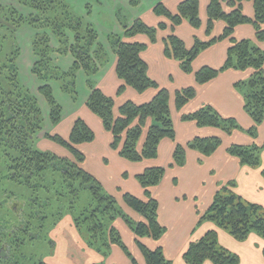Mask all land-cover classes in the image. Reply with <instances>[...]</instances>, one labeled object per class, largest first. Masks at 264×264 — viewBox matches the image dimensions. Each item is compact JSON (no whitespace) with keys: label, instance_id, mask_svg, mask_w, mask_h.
I'll return each instance as SVG.
<instances>
[{"label":"trees","instance_id":"trees-1","mask_svg":"<svg viewBox=\"0 0 264 264\" xmlns=\"http://www.w3.org/2000/svg\"><path fill=\"white\" fill-rule=\"evenodd\" d=\"M18 1L33 12L23 15L17 9L7 7L8 11L3 17L7 25L3 26V21H0V264H22L18 258L20 248L26 241L39 239V235L34 232V197L22 194L23 198H19L15 193L9 195L8 191L1 189L3 182L10 181L31 190L43 181L48 173L59 175L61 188L68 189L71 201L78 198L80 191H89L92 198L90 203L73 218L74 228L78 232L85 230L88 234V246L102 251L117 245L128 257L130 264H139L115 224L120 218L134 235L135 246L142 254L145 264H171L161 246L150 248L144 242L146 238L157 240L165 231V227L158 221V201L151 192L160 182L165 167L148 166L136 174V181L143 191L142 196L131 192L121 194L123 204L138 216V219H134L117 205L116 198L104 190L101 182L82 167L85 154L79 145L91 142L94 138L93 130L82 118L74 120L67 137L58 133L44 135L66 149L67 155L61 156L49 150L39 149L37 134L43 129L42 113L36 98L20 83L16 63L20 49L14 37L22 25L40 31L31 38L32 52L36 58L31 71L40 82L38 91L49 105V120L52 125L60 121L62 109L53 97L50 81L58 82L61 90L75 100L76 72L82 69L90 89L86 106L98 116L103 128L110 132V146L127 161L141 162L156 157L162 138L173 140L175 137L169 105L170 94L167 88L160 87L148 75L147 64L141 57L146 44L127 41L122 37L143 33L154 41L158 29H166L168 25L173 29L184 20L197 28L200 26L198 0L180 1L175 12L158 3L153 10L167 19L168 24L162 21L157 26H150L140 19H135L129 26L124 27L123 36L109 37L116 55L115 71L121 80L117 93H121L127 86L138 92L148 88L156 90L147 102H123L118 106L117 114L114 113V98L104 94L91 79L98 67L106 61L105 53L97 43V33L93 26L78 16L66 0ZM246 1L252 3V16L246 15L242 10ZM206 13L207 34L211 32L215 20L224 23L218 36L207 40L195 38L192 46L186 47L180 37L170 32L163 38L164 54L177 60L183 72L190 73L192 61L200 51L216 40L228 39L230 44L224 64L219 68L201 66L193 71L194 77L196 83L203 84L227 68L250 69L247 79L238 81L236 85L244 84L250 89L242 96L244 110L253 121L246 131L254 136V131L264 118V51L251 38H234L233 31L237 25L250 23L255 30V39L264 41V0H209ZM1 28H5V31ZM44 30L58 41L56 51L59 54L72 55L74 62L67 71L61 70L53 62L49 36ZM7 38L9 45L6 52L4 46L5 42H8ZM195 95L194 86L175 90L176 109L183 108ZM182 118L193 120L201 126L217 127L227 133L239 128L234 118L222 117L210 105L184 114ZM219 144L218 137L209 136L195 138L187 143V146L198 147L202 154L208 155ZM262 146L264 143L260 146L233 144L228 151L242 163L256 165L257 152ZM184 149L183 145L175 144L170 166L183 165ZM229 192L222 195L216 191L205 215L200 216V219L216 221L219 226L228 229L236 239H244L252 231L264 237V215L260 212V206L244 201L231 189ZM38 227L41 228V225ZM262 254L264 257V247ZM182 259L187 264H203L205 260L212 264L239 262L237 254L218 247L214 230H208L197 241L189 242L182 253Z\"/></svg>","mask_w":264,"mask_h":264},{"label":"crops","instance_id":"crops-1","mask_svg":"<svg viewBox=\"0 0 264 264\" xmlns=\"http://www.w3.org/2000/svg\"><path fill=\"white\" fill-rule=\"evenodd\" d=\"M180 1L182 0H66V2L72 6L74 12L82 17V19L89 22L97 33V43L103 49L106 61L98 67V71L91 79L104 94L114 98L115 114H117L118 106L123 102L127 100L137 104L147 102L153 97L156 90L148 88L142 92H138L134 88L127 86L121 93H117L121 80L118 78L115 71L116 55L110 44L109 37L111 35L123 36L124 27L129 26L135 19H140L150 26H157L158 23L162 21L168 24L169 22L167 19L154 12V6L158 3H162L167 9L175 12ZM198 2L200 26L197 28L193 27L187 20H184L173 29H171L169 25L166 29H158L154 41L150 40V38L143 33L122 37L127 41H136L146 44V48L141 52V57L147 64L149 77L155 80L160 87H165L168 91L170 90L169 105L175 137L173 140L168 137L160 140L155 158L145 159L141 162H130L122 158L118 154V151L110 146L112 137L110 132L103 128L102 122L98 116L86 106L90 89L87 86V76L82 69L76 72V84H78L79 81L82 82L87 88V91L80 100L71 101L69 102L70 104L67 102L68 110H64V113L62 112L60 121L55 125L51 124L52 131L47 132L51 134L58 133L67 137L74 120L76 118H82L94 132V138L91 142H85L79 145V148L85 154L82 167L93 174L110 193H117V189L119 191L121 188V181L126 178L129 182V186L135 191H131V193L142 196L143 191L136 181V174L140 173L148 166L157 165L165 167L160 182L151 190L152 195L158 201V221L165 227V231L157 240L146 238L144 242L150 248L161 246L166 258L171 260L180 259L178 264H187L182 259V252L189 242V235L199 221V216L196 212L197 202L194 198L196 194L204 193V191L197 192L201 187L202 178L205 177L210 181V189L206 192L209 204L212 201L214 193L217 191L216 185L214 187L213 185L219 181L226 182L237 178L240 182V186L238 187L240 193H264V191L259 190L260 182H264L260 175L261 171L260 173L257 170L253 171L251 167L246 166L237 156L228 151V148L233 144L251 145L255 143V145L260 146L264 143V118L260 125H258V135L252 137L246 130L252 126L253 121L244 110L242 94L236 90V83L240 80H246L250 74V69L237 70L234 68H227L220 71L208 82L203 84L196 83L193 71L204 65L219 68L224 64L227 58V48L230 44L228 39L216 40L206 49L200 51L192 61V72L190 73L183 72L177 60L167 57L164 54L163 38L170 32L180 37L184 41L186 47H191L195 38L207 40L221 33L224 26L221 20H215L211 32L209 34L206 33V8L209 0H198ZM22 7L23 11H19V9L18 11L24 15L33 12L24 5H22ZM242 10L246 15L252 16V3L249 1L244 2ZM23 29L27 30V33L24 37H19L18 32ZM44 31L47 32L46 30ZM37 32L40 31L28 25L22 26L21 29L16 32V41L20 49L17 57V64L19 66V59L22 57L23 65L25 66L23 67L25 75L32 85H36V90L38 91L40 82L31 71L36 60L31 48V38ZM254 33L255 30L253 25L245 23L235 27L233 37L236 39L251 38L264 51V41H257ZM47 34L49 36V45L52 48L51 57L53 62L61 70L67 71L74 62L72 55L70 53L64 55L59 54L56 51L58 41L49 32H47ZM24 49L25 53L22 54ZM49 84L52 92H55V90L61 93L63 92L56 81H50ZM53 86H55V90ZM186 86H194L196 95L183 108L176 109L174 104V92ZM39 100L44 103L46 101L42 96L39 97ZM205 105H210L224 118H234L239 128L233 129L231 132L227 133L220 128L201 126L193 120H184L182 118V115L194 112ZM46 107L49 109L47 105ZM65 113H71V115L68 122L63 123L65 120H63L66 115ZM42 131L43 129L38 134L42 133ZM38 134V148L40 147L41 150H48L51 148L50 150L53 149L52 151L54 153L61 156L68 154L66 149L44 135L41 136V139ZM209 136L218 137L220 139V144L208 155H204L199 150L187 146V143L195 138ZM175 144H181L185 147L184 163L183 165H174L173 167L175 168L169 169L167 167H169V164L172 162ZM176 179H180V185H177ZM212 180L215 182H212ZM186 193L192 197L184 200ZM178 196H182L183 199L178 201ZM121 208L132 218L138 219L135 212L126 207L122 200ZM115 224L121 233H124V242L133 256L137 259L139 264H145L142 254L135 246L132 232L120 218L116 220ZM250 238H252L253 241H247L249 247H245L246 249L243 255L240 254V263L238 264H241L242 260H245V264H256V261L264 263L262 254L264 242L254 233L250 235ZM228 241L231 242L232 239L228 238ZM255 242L260 243V247H254ZM113 247V256L112 258L109 256L108 264H130L128 257L122 249L117 245H113L111 248ZM76 264L80 263L76 261ZM205 264H209V262Z\"/></svg>","mask_w":264,"mask_h":264},{"label":"rangeland","instance_id":"rangeland-1","mask_svg":"<svg viewBox=\"0 0 264 264\" xmlns=\"http://www.w3.org/2000/svg\"><path fill=\"white\" fill-rule=\"evenodd\" d=\"M7 7H11L13 9H17V10L19 9V11H23L22 4L18 0H0V21H3L4 23L3 26L7 25L6 21L3 20V17L8 11ZM22 26H25V25H22ZM21 27L18 28V30H20ZM1 29L5 31V28H1ZM26 33H27V30L23 29L22 31L18 32V35L19 37L20 36L24 37ZM14 38H16V36ZM6 41H8V38L6 39ZM8 45H9V41L5 42L4 50L6 52L8 51L7 49ZM24 53H25V49L22 51V54ZM16 63H17V60H16ZM23 67L25 66L23 65V58L21 57L19 59V66L17 64V68L19 72L18 76H19L20 83L25 88H27L29 92L36 98V101L41 109L43 131L42 133L38 134V136L41 138V136L45 135V133L52 131L51 122L49 120V112H46V111H49L46 105L48 106V108H49V105L47 101H45L46 103L45 104L43 101L39 100V97L41 96L43 97V95L36 90V85H32L29 82V79L25 75ZM53 88L55 90V86H53ZM236 88H237L236 90L240 92L241 94L246 93L250 90L249 87L245 86L244 84L240 86L236 85ZM86 91H87V88L84 86L82 82L79 81V83L76 84V99L75 100H73L69 94L64 93V92L61 93L58 90H55V92H52V94H53L55 101L61 106V109H63L62 112L64 113V110L66 111L68 110L67 102L69 103L71 101L73 102L76 100H80ZM65 114L66 115L63 118V120L64 119L65 120L63 123L68 122V120L70 119V115H71V113L69 114L65 113ZM224 123H227V122H224ZM257 135L258 133L256 129L254 131V136L252 137H256ZM252 144H255V143H252ZM194 149L199 150L198 147H195ZM263 153H264V146L258 149V152H257L258 163L256 165L246 164V166L251 167L253 171L257 170L259 173L261 171L260 175L264 180ZM174 165L176 164H173L172 166H169L167 168L173 169L175 168L173 167ZM176 180L178 183L177 185H180L181 184L180 179H176ZM212 182H215V181L212 180ZM215 185H216L217 191H219L222 195L229 194L230 193L229 191L231 189L233 193L240 196L244 201L249 202V203L258 204L260 206V210H261L260 212L264 215V193H259L260 195L257 193H250V192H245L244 194L240 193V191H238L240 182L238 181L237 178L226 181V182L219 181L215 183L213 187ZM120 187L121 188L119 189V191L117 189V193H114V192L110 193L105 189V186H103L106 192L112 194L116 198L117 205L121 208V194L123 192H131V191L135 192V191L129 186V182L126 180V178H124L121 181ZM259 188H260L259 189L260 191H264V182L262 183L260 182ZM1 189L8 191L9 195L10 193H15L16 196H18L19 198H23L21 196L23 194L24 196H31V197H34L35 199L34 210H35L36 217L34 218V227H35L34 232H36L39 235V239H35L33 241H26L24 245L20 248L19 255H18L20 263L37 264V263L43 262L44 264H76V261H77V263H80V264H88V263L89 264H108L109 256H111L112 258L113 256L112 251L114 252L113 250L114 247L111 248L110 250L104 249L102 251H98L95 247L88 246V243H87L88 234L85 232V230L78 232L73 226L74 216L79 214L81 210H83L86 206H88V204L90 203L92 199L88 190L80 191L78 198L75 201H71V194L68 193V189L62 190L61 188V185L59 182V175L58 174L52 175L49 173L45 175V179L43 181H40L38 185L34 187V189L26 190L22 188L21 186L13 182H10V181H4L3 185L1 186ZM208 189H210V181L209 179L204 177L201 179V187L197 191V192L204 191V193L196 194V197L194 198V200L197 202L196 212H197V215L199 216L198 218L199 222L194 228V230L192 231V233L189 235L188 241L189 242L197 241L200 237L204 235L206 231L214 230L216 232V239H217L218 247H220V249L221 248L225 249L229 251L230 253L237 254L239 257V261H240V254L243 255L245 253V249H246L245 247H249V245L247 244V241H253L252 238H250V235L252 233L258 235L263 242H264V237H262L259 233L252 231V232H249L248 235L244 239H236L230 234L228 229H225L219 226L216 221L208 219V218L200 219V216H202L203 214L205 215L207 208L209 206L208 197L206 193ZM191 197H192L191 195H188L186 193L184 200L191 198ZM177 199L179 201L180 199H183V197L178 196ZM42 216H45L46 218H42ZM39 225H41V228L39 227L37 228V226ZM121 236L123 240H125L124 233H121ZM228 238L232 239L233 242L232 241L229 242ZM254 247H260V243L255 242ZM185 249L183 250V252L185 251ZM179 260L180 259L178 260L170 259L171 264H178ZM208 262L209 264L211 263L209 260H205L203 264L208 263ZM244 262L245 260H242L241 264H245ZM256 264H264V263L262 262L259 263L258 261H256Z\"/></svg>","mask_w":264,"mask_h":264}]
</instances>
